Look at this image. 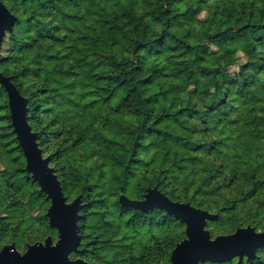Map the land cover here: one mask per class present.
<instances>
[{
  "label": "trees",
  "instance_id": "1",
  "mask_svg": "<svg viewBox=\"0 0 264 264\" xmlns=\"http://www.w3.org/2000/svg\"><path fill=\"white\" fill-rule=\"evenodd\" d=\"M2 1L17 18L13 30L7 32L10 34V40L21 41L19 37L22 31L30 28V22L38 18V14L37 5L25 9L20 5L41 3L45 0ZM61 1L59 0V5ZM68 1L79 3L73 12L67 13L68 17L77 22L84 20L85 15L81 12L86 7V10L94 15L90 25L96 26V29L100 25L98 47L101 48L98 53L101 60L98 66V80L106 91L101 94L102 103L107 104L114 100L115 106L112 108H115V111L126 110L134 118V124L126 135L113 141L114 166L117 168L115 176L122 183L119 187V192L122 194H119L110 206L93 209L96 203L105 202L107 197L102 193H96L94 184L74 191L76 186L74 184L73 187L71 184L72 172L67 168H62L61 173L55 170L67 201L81 197L79 212L81 217L78 222L79 231L82 232L81 243L79 250L71 255H78L80 256L78 258L82 257L92 264L89 257L98 255L96 253H99L100 247L97 245L100 237L104 236L95 227L102 222L108 223L110 218L124 217L123 221L127 226L133 227V230L141 224L151 228L168 227L173 223L182 224L175 215L157 206L140 209L121 203V195L130 199H143L148 186H157L175 201L191 202L194 206L212 213L216 210L219 216L215 219L217 221L226 209H238L242 202H250V198L254 199L256 209L252 212L255 214L248 219V224L257 230H264V224L257 217L261 210H264V194L261 190L263 182L260 179L263 168H257L242 157L241 166L237 167L230 162L226 154H222L225 140L221 137L207 140L206 136L210 122L215 119L218 121L231 119L236 110L241 113L240 104L244 99L247 102L263 103L258 113L256 108H252L254 120L262 118L260 113L264 111V99L261 98L264 96V3H256L257 1L254 0H220L219 3L208 7L205 20L199 21V28L192 32L191 23L194 21L192 17L204 9L205 0ZM45 2L47 3V0ZM58 4L48 11H57ZM67 28L72 32L75 30L70 26ZM71 35L73 47L80 48L76 36ZM213 38L218 40V48L215 51H212L209 45ZM22 50L25 51L24 46ZM238 51L241 55L237 54ZM43 56L46 54L43 53ZM3 58L0 54V71L11 77L20 93L28 99V120L33 131L38 134L37 141L43 155L50 156L51 166L54 162L59 165L62 163L63 153L57 143L50 142V135L56 133V130H50L49 126L51 121H54L57 130L63 132L59 127L61 116L59 112L52 115L51 108L43 110L44 101L49 98V89L57 80V71L52 70L54 64L47 62V66L40 72L48 77L45 87L40 86V81L36 78H30L29 63H22L17 67L16 73H10L2 68V64L5 63ZM234 66L239 67V72L229 74ZM32 69L39 72V66ZM220 74H227L226 84L219 82ZM169 76L171 78L167 79ZM175 86L178 90L173 88ZM232 86L240 90L235 92ZM42 89L44 91L40 94ZM0 96H5V107L8 110L6 117L9 123V129L3 132L2 137L12 135L15 138L16 134L11 129L8 93L1 82ZM59 96V93H55L52 98L59 102ZM196 114H198L197 119H193ZM66 140L78 141L80 134L77 136L70 134ZM169 144L184 147L186 154L190 156L186 157L183 154L181 160L189 161L193 167L196 166L197 160L203 159L200 152L205 151L206 160H209L208 178L220 173L225 179L230 180V183H235L238 190L240 187L244 188L243 194H238L229 202V198L226 199V205L221 208L215 207L203 197H199L201 200L189 198L184 196L188 186L184 189L185 192L178 193L176 180L171 174L174 171L164 163L151 169L154 177L148 179L139 192H142L141 194L136 196L128 194L126 185L136 167L144 162L150 163L145 159L146 151L150 152L161 145ZM232 146L235 153L239 154V145L233 142ZM213 150L219 152L211 157L208 153ZM188 165L187 163L186 166ZM17 171L18 174H25L23 168ZM9 180H12V177H9ZM78 180L81 181L79 178L76 181ZM9 183L7 185L13 187ZM202 187L200 185L198 188ZM39 193L38 198L44 201L45 193L42 190ZM47 201L49 202L46 199ZM91 218L95 219L94 224L90 223ZM47 228L49 229V226ZM179 240L180 238L174 234L160 239L155 250L161 258L155 261L146 253L136 260L135 250L132 249L129 251V264H164ZM109 241L111 240H105V244ZM132 245L133 243L130 242L126 247ZM104 247L106 245L101 246V249ZM100 255L105 258V255ZM150 260L154 262L150 263ZM248 263L264 264V247L259 248L256 258ZM108 264H119V262L111 258Z\"/></svg>",
  "mask_w": 264,
  "mask_h": 264
},
{
  "label": "rangeland",
  "instance_id": "2",
  "mask_svg": "<svg viewBox=\"0 0 264 264\" xmlns=\"http://www.w3.org/2000/svg\"><path fill=\"white\" fill-rule=\"evenodd\" d=\"M45 1L20 5L23 9L37 5L38 18L30 22L29 29L22 31L19 37L21 41L13 42L10 40V34L5 35L0 49V54L4 57L3 62H5L2 64V68L10 73H16L19 65L29 63L30 78H36L40 81V86L47 87L45 82L48 77L40 72L47 66V62L54 64L55 67L52 70L57 71V80L49 89V98L44 101L43 110L51 108L52 115L59 112L61 116L59 127L63 129V132L57 130L54 121H51L49 129L56 130V133L50 135V142L60 146L63 159L59 165L54 162L52 166L57 173H61L62 168H67L68 171L72 172L73 181L71 184L73 187L74 184L76 186L74 191H78L86 185L94 184L95 192L102 193L107 197L105 202L96 203L93 206V209L98 210L100 207L110 206L111 202L119 194H122L119 192L122 183L115 176L117 168L114 166L115 148L113 141L126 135V132L134 124V118L126 110L115 111V108H112L115 106L114 100L107 104L102 103L101 94L106 91L98 80V66L101 60L98 53L101 48L98 47V40L101 28L100 25L98 29L96 26L90 25V20L94 15L84 7L81 14L85 15V19L77 22L68 17L67 13L73 12L79 3L62 0L59 5V0H47V3ZM218 1L220 0H205L203 2L204 9L192 17L194 19L191 23L192 32L199 28V21L205 20L208 7ZM254 1L264 3V0ZM57 4V11H48L49 8L53 9ZM67 26L75 28L74 32ZM71 34L76 36V42L78 41L80 48L73 47ZM209 45L211 50L215 51L218 48L217 38H213ZM22 46L25 47V51L22 50ZM43 53L46 56H43ZM237 54L241 55V52L238 51ZM38 66L39 72L32 69ZM238 72L239 67L234 66L230 69L229 74H237ZM170 78L171 76L167 77V79ZM218 79L220 83L226 84L227 74H220ZM173 88L178 90L176 86ZM232 90L237 92L240 88L232 86ZM43 91V89L40 90V94ZM55 93L60 94L59 102L52 98ZM261 98L264 99V96ZM51 104L53 105L51 106ZM262 104L260 102H247L244 99L240 104L241 113L236 110L231 119L224 121L215 119L210 122L206 136L207 140L215 137L223 138L225 142L223 144L224 153L222 154H226L230 162L237 167L241 166V157L257 168L262 167L260 179L263 182L261 190L264 194V111L260 113L262 118L254 120L252 117V108H256L258 113ZM6 114H8V110L5 107V96H0V247L15 244L19 252L23 253L29 244L37 241L45 242L48 237L56 242L58 230L50 226L47 216L51 200L26 169V158L16 135V140L12 135L6 138L2 137L3 132L9 129ZM197 117L198 114L194 115L193 119H197ZM11 129L13 130V125ZM70 134L74 136L80 134V140H66ZM233 142L239 145V154L233 150ZM218 152V150H213L208 155L213 157ZM183 154L186 157L190 156L186 154L184 147L177 144L161 145L158 149L146 151L145 159L150 163L144 162L136 167L126 185L128 194L132 196L141 194L142 192H139L146 185L148 179L154 177L151 169L162 163L167 167H172L174 173L171 174L176 180L178 193H182L188 186V191H184V196L189 198L199 200V197H203L208 202L213 203L215 207L221 208L226 205V199L229 198V202L231 198L243 194L244 188L238 187L239 191L235 183H230V180L225 179L220 173L213 178H208L207 164L209 160H206L205 151L200 152L203 159L197 160L195 167L189 161L181 160ZM194 155L196 156V154ZM187 163L189 164L188 167L186 166ZM19 168H23L24 175L18 174ZM9 177H12V180H9ZM78 178L81 181L78 180L77 182ZM8 182L13 187L8 186ZM200 185L203 187L199 189ZM149 188H153V186H148L147 190ZM40 190L45 193L44 201L42 198H38ZM46 199L49 200V202L47 201L49 204ZM73 200L74 198H71L68 202ZM249 200L250 202H242L238 209L223 211L218 221L215 220L219 217L218 213L214 210L213 212L217 214V217L209 219L206 225L212 236L231 234L238 227L250 226L248 219L254 216L255 213L252 210L256 207L254 199L250 198ZM257 217L264 224V210H261ZM94 220L91 218L90 223L94 224ZM109 220L108 223L102 222L95 227L104 236L100 237L97 245L100 247L99 253H96L98 255L89 257L92 264H108L111 258L117 259L119 264H129V251L132 249L135 250L136 260L143 253H146L147 256H152L155 261L161 258L155 250L160 239L169 234H174L180 238L178 241L180 243L186 237L184 222L182 224L173 223L168 227L153 226L152 228L146 224H141L133 230V227L127 226L123 221L125 220L124 217L122 219L110 218ZM107 239L111 241L105 244ZM130 242L133 245L126 247ZM104 245L106 247L101 249V246ZM172 252L164 264L170 263ZM100 254L105 255V258ZM71 256L73 258L80 257L78 255ZM153 260L149 262L152 263ZM252 260L244 258L240 262L239 257H235L228 264H249L248 262ZM225 263L206 262L205 264Z\"/></svg>",
  "mask_w": 264,
  "mask_h": 264
},
{
  "label": "water",
  "instance_id": "3",
  "mask_svg": "<svg viewBox=\"0 0 264 264\" xmlns=\"http://www.w3.org/2000/svg\"><path fill=\"white\" fill-rule=\"evenodd\" d=\"M16 16L0 0V49L7 32L13 30ZM0 82L8 93L13 131L26 158V169L32 174L41 189L51 200L47 210L50 226L58 230V240L48 237L45 242L29 244L21 253L15 244L0 247V264H90L84 258H72L79 250V214L81 197L67 201L55 169L50 165V156L45 157L38 144V134L28 120V99L12 82L11 77L0 71ZM125 206L148 209L154 206L167 210L186 225V237L174 248L168 264H205L206 262H230L235 257L255 259L257 250L264 247V231L253 226L238 227L231 234L213 237L206 228L207 221L217 217L209 210L194 206L191 202L175 201L157 186L149 188L143 199H130L121 195Z\"/></svg>",
  "mask_w": 264,
  "mask_h": 264
}]
</instances>
